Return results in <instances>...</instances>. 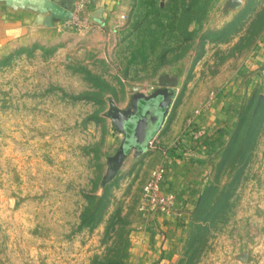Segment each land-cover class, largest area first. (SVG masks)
<instances>
[{
  "label": "rangeland",
  "instance_id": "1",
  "mask_svg": "<svg viewBox=\"0 0 264 264\" xmlns=\"http://www.w3.org/2000/svg\"><path fill=\"white\" fill-rule=\"evenodd\" d=\"M116 7L84 25L72 6L67 25L0 50V264H141L145 239L167 238L146 206L153 173L197 116L237 94L233 138L159 257L264 264V0ZM156 93L161 130L121 158L119 120Z\"/></svg>",
  "mask_w": 264,
  "mask_h": 264
},
{
  "label": "crops",
  "instance_id": "2",
  "mask_svg": "<svg viewBox=\"0 0 264 264\" xmlns=\"http://www.w3.org/2000/svg\"><path fill=\"white\" fill-rule=\"evenodd\" d=\"M73 2L74 0H0V50L33 37L39 30L63 27L70 17ZM88 3L89 11L94 17H105L118 8V0H90ZM237 95L222 97L210 104L207 111L194 120L191 127L193 130L183 140L182 149H171L164 158L165 174L160 191L164 196L174 197L173 214L167 216L158 213V218H162L164 225L161 226L165 231L163 236L167 238L162 239L160 244L154 238L145 239L141 247L144 252L149 253H144L141 264L164 263L159 253L171 248L169 236L172 230L183 228L178 225L171 227V221L184 222L183 219H187L196 207L208 183L209 160L228 146L236 130L242 110V96ZM161 128L162 126L159 131ZM189 140H194L192 145L188 143Z\"/></svg>",
  "mask_w": 264,
  "mask_h": 264
},
{
  "label": "water",
  "instance_id": "3",
  "mask_svg": "<svg viewBox=\"0 0 264 264\" xmlns=\"http://www.w3.org/2000/svg\"><path fill=\"white\" fill-rule=\"evenodd\" d=\"M167 95L156 93L147 98L139 97L136 100V110L134 113H126L120 120L119 126L126 135V141L120 152L121 158L132 149L139 153L144 152L153 140L165 118L167 107L164 102ZM156 114V115H155ZM146 131V136L139 140V134Z\"/></svg>",
  "mask_w": 264,
  "mask_h": 264
},
{
  "label": "built area",
  "instance_id": "4",
  "mask_svg": "<svg viewBox=\"0 0 264 264\" xmlns=\"http://www.w3.org/2000/svg\"><path fill=\"white\" fill-rule=\"evenodd\" d=\"M74 9V18L79 17L81 13H83L82 23L92 24L91 22V12L88 8V0H76L75 4L73 5ZM123 18V17H122ZM71 21H67L65 25L70 23ZM153 90V88H152ZM152 142V141H151ZM150 142V143H151ZM165 174L164 167H159L154 173L152 180L145 188L146 195H147V204L146 206L149 208L151 212L162 213L165 215H171L174 207V197L173 196H164L161 194L160 186Z\"/></svg>",
  "mask_w": 264,
  "mask_h": 264
}]
</instances>
